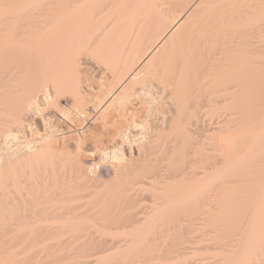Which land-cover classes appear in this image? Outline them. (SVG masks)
Returning <instances> with one entry per match:
<instances>
[{
  "label": "bare ground",
  "instance_id": "bare-ground-1",
  "mask_svg": "<svg viewBox=\"0 0 264 264\" xmlns=\"http://www.w3.org/2000/svg\"><path fill=\"white\" fill-rule=\"evenodd\" d=\"M11 1L0 0V82L15 21L29 10L45 19L25 34L41 100L30 83L0 101V264H191L197 255V264H264V0H48V19L34 13L45 0ZM85 50L116 74L93 95L82 90L92 89L81 80ZM135 98L144 118L127 109ZM206 104L223 120L202 121ZM48 105L80 125L74 137L25 122ZM158 111L163 137L157 129L149 143L172 138L165 155L145 145L136 157L82 154L96 136L88 122L111 126L121 152H139ZM199 229L211 236L192 237Z\"/></svg>",
  "mask_w": 264,
  "mask_h": 264
},
{
  "label": "rangeland",
  "instance_id": "rangeland-1",
  "mask_svg": "<svg viewBox=\"0 0 264 264\" xmlns=\"http://www.w3.org/2000/svg\"><path fill=\"white\" fill-rule=\"evenodd\" d=\"M6 1H8V0H6ZM48 0H45V1H43V3H42V7L40 8L39 6H38V9H36V11L34 10V13L36 12V13H40V14H38L40 17H42V15H46V18L48 19V16H47V14H46V12H44L45 11V9H46V7H47V3L49 2H47ZM10 2H12L11 0H10ZM35 7V6H34ZM35 8H37V6L35 7ZM38 10V11H37ZM29 11H31V10H29ZM29 11L27 12V15L26 16H24V17H21L20 19H18V21L16 22L15 21V23L17 24V32L16 31H14V34L16 35H14V37H15V40H17L16 41V43H14L16 46H14V44H13V47L11 46V49H13V54H14V56H13V59H14V61H12V63H10V65L9 66H7L6 68H4V70L6 71V72H4V75H2V78H1V82H0V101H3V100H1V97H2V94H4L3 95V97H5V96H7V93H8V95L10 94V92L12 91L13 92V94H10V95H13V96H16V95H20V93H21V91H23L22 92V94H25V92L26 91H28V90H30V92L32 91L31 89H33V88H36L35 90H36V94L32 91L31 93H33V95H34V97H35V95H36V99L37 100H41V95H40V88H37L36 86H38V87H40L39 86V81H40V77H41V72H38L37 70H33L34 68H33V66H32V63L34 62V60H33V58H32V55H30V52H31V50H30V48L29 47H31V41H30V39H28L27 37H26V35H28V33H30L29 31H31V29L33 30V28H31V26L32 25H36V23L38 22V20H40V19H42V18H39V16H37V14H34L35 16H36V18L35 17H33V18H35V20L37 19V17L39 18V19H37L36 20V22L35 21H33L34 19H32V18H30L29 16H30V14H31V12H30V14H29ZM41 11V12H40ZM29 15V16H28ZM9 17L11 18L12 17V15H9ZM16 17V16H15ZM29 17V18H28ZM31 19V20H30ZM45 19V17H43V19H42V21ZM41 21V22H42ZM41 22H39V23H41ZM44 22V21H43ZM31 23H32V25H31ZM11 24V23H10ZM34 25V26H35ZM2 26H4L3 24H2ZM33 26V27H34ZM18 27H20V28H18ZM31 28V29H30ZM25 32V33H24ZM32 32V31H31ZM20 33H21V35H20ZM22 33H24V37H22L23 36V34ZM27 33V34H26ZM26 34V35H25ZM21 36V37H20ZM23 38H25V40L23 39ZM22 39V40H21ZM29 40V41H28ZM25 41H28V45H27V42H25ZM29 43H30V46H29ZM20 46V47H19ZM29 46V47H28ZM22 47H23V49H22ZM27 50H26V49ZM24 51V52H23ZM29 52V53H28ZM31 57V58H30ZM25 58V59H24ZM31 59L33 60V61H31ZM78 60H79V64H80V66H82L81 68V74H82V76H81V80H82V83H83V86L84 85H86V82H85V80H89L90 79V87L92 88V89H87L86 88V86L85 87H83L82 88V90L83 91H87L86 93H91L92 95L93 94H95V93H97V91H98V89L99 90H106L105 88H107L108 87V84H106V83H109V82H111L112 84L115 82H113V80H115L114 79V77L116 76V74H114L115 76L113 77V74H112V72L111 71H108V69H106V66L102 63L103 61L101 60V59H99V58H95V56H91V54H89L88 53V51H81V53H79V55H78ZM100 60V61H99ZM28 63V64H27ZM34 64V63H33ZM28 66V67H27ZM30 66V67H29ZM27 69H26V68ZM29 68H32V69H30V71L28 70ZM3 70V71H4ZM28 70V71H27ZM7 71H8V73H7ZM32 71V72H31ZM12 74H11V73ZM111 72V73H110ZM16 75V76H15ZM21 76V77H20ZM24 76H25V78L27 79L28 78V83L29 84H27V85H25L26 87H23L22 89H20L19 91H18V88H19V86H20V81H19V79H23L24 78ZM28 76V77H27ZM39 76V77H38ZM8 77V78H7ZM16 77V78H15ZM38 77V78H37ZM111 77V78H110ZM10 78V79H9ZM37 78V79H36ZM9 79V80H8ZM14 79V80H13ZM17 79V80H16ZM39 79V80H38ZM110 79H113L112 81L110 80ZM36 80H37V82H36ZM33 81H35V83L37 84L36 86L35 85H33V84H35ZM5 82L8 84V83H11L12 82V84H13V86L12 85H6L7 87H5L4 86V84H5ZM17 82V83H16ZM100 82H102V83H100ZM148 83H147V87H148V89H149V91L155 96V95H157V85L154 83V82H152V81H150V79L147 81ZM33 85L32 87L33 88H31V89H27V86H28V88H30V86H31V84ZM40 83H41V81H40ZM103 83H105V85L107 86H105V85H101V84H103ZM2 84V85H1ZM17 85H18V87H17ZM92 85V86H91ZM11 86H12V88H11ZM16 86V87H15ZM35 86V87H34ZM139 86V85H138ZM101 87H103V88H101ZM3 88H5V89H3ZM20 88H21V86H20ZM27 90H26V89ZM3 89V90H2ZM8 89V90H7ZM26 90V91H25ZM37 90H39V94L37 93ZM89 90V91H88ZM16 91V92H15ZM25 91V92H24ZM7 92V93H6ZM11 92V93H12ZM18 92V93H17ZM20 92V93H19ZM16 93V94H15ZM6 94V95H5ZM15 94V95H14ZM32 95V96H33ZM40 95V96H39ZM160 95H161V93H160ZM139 101V102H138ZM1 103V102H0ZM67 103H69V98L68 97H61L59 100H58V104L59 105H62V106H64V104L66 105ZM204 105V104H203ZM208 104H206L205 106H203V107H201V112L199 111V107H198V112H200V113H202V114H200V113H198V115H200L199 116V118L201 117V119H202V121H222L223 120V113H224V111L223 110H213V109H210V108H208V106H207ZM128 107H127V109L129 110V111H131L132 113H135V114H137V115H139L140 116V118L142 117V118H144V116H143V113L145 112V110H142L143 108H144V106L140 103V100H138V98H135V99H133V100H131L130 101V103L127 105ZM192 106V105H191ZM193 106H195V104L193 105ZM192 106V107H193ZM45 108V109H44ZM88 108V110H87V116H93V115H95L96 113H94L93 111H92V109L88 106H86L85 107V110ZM213 110V111H212ZM140 111V112H139ZM210 111V112H209ZM58 111H56V108H53L52 106H45V107H43V111H42V114L40 113L39 114V116H38V114H35V112L33 111V113L31 112V111H29L28 113H26L25 115H23V117H24V119H25V122H30V123H33L32 125H34V129H36L35 131H37V132H39V134L41 133V135L42 134H44V129L46 128V127H44V123H43V120L45 121H49L50 122V130L51 129H55V132H57V134L59 133V132H63V133H65V135L66 136H68L69 134H70V132H72L70 135H72L73 137H74V131H75V129L78 127V128H80L79 126L80 125H78V126H74L73 124L71 125L70 123H67L66 122V120L65 119H63V117H61L58 113H57ZM88 112H90V113H88ZM161 111H158L157 112V115L156 114H153V116H151V121H157V125H155V124H153L152 125V129H153V132L151 131V132H149L148 134H146L144 137H142V142H140V143H138V146H136V148L138 149H133L134 151H139V152H130L129 153V151L128 150H124V152H121V150H120V144H118L119 143V139L117 138V137H115L114 136V129L113 128H110V127H103V126H100V124H98V123H96V124H93L92 125V123L91 122H88V123H86L87 124V129H93V131L95 132L94 133V135H96L94 138H90V139H92V140H90V139H86V140H84L85 142H83L82 143V147L80 146V148L82 149V154L83 153H85V154H87V155H90L92 152H96V155H98V154H103V153H105V151H106V149L108 150V149H110V150H108L109 152H111V153H114V154H116V156H117V159H120V158H122L123 156L122 155H124L125 157H136V156H141V154L143 155V153L145 154L146 153V149H143L145 146L147 147V146H151V148H155L156 147V151L155 152H152V154H151V156L152 157H155V156H160V155H165L166 154V152L163 150V147L165 146V148H167L170 144H171V142H170V144H169V141L172 139V138H167L166 136H165V139L163 140L164 142H162L161 143V141L160 140H158V145H157V143H156V146H154V145H152V144H154L156 141H157V137H158V135H156V131H157V129H158V132H159V135H161V137H163L162 136V134H160L161 132H160V127H162V120H161V117H160V115H159V113H160ZM142 116H141V115ZM37 115V116H36ZM41 115L43 116L42 118H44V119H42L41 118ZM97 115V114H96ZM95 115V116H96ZM185 116L187 117V115L185 114ZM89 117V118H90ZM92 118V117H91ZM95 118V117H94ZM188 118V117H187ZM187 118H184V120L185 121H187ZM30 119V120H29ZM210 119V120H209ZM80 120H82V119H80ZM92 121V120H90V119H88V117L85 119V120H83V121ZM140 120V119H139ZM83 121H81V123H84ZM94 121V120H93ZM137 121H138V119H137ZM84 125V124H83ZM57 126V127H56ZM68 126H69V128H68ZM56 127V128H55ZM97 127V128H96ZM44 128V129H43ZM96 128V129H95ZM99 129V130H98ZM47 130H49V128H47ZM70 130V131H69ZM14 133H15V131H13ZM37 132L34 134V135H36L37 134ZM61 132V133H62ZM33 135V136H34ZM69 135V137L71 138L72 136H70ZM20 136H24V135H20ZM33 136H32V138H33ZM39 136V135H38ZM66 136H64V137H66ZM30 136H28L27 138H29ZM40 137V136H39ZM38 137V138H39ZM59 137V138H58ZM115 139H117V140H115ZM35 138H37V137H35L34 136V138L33 139H35ZM58 138V139H57ZM57 138H55V139H57L56 140V143L58 144V142H60L59 144H58V146L59 145H61V143L62 142H64V143H67L66 144V146L68 147V149H69V152L71 153L70 155L71 156H73L74 157V159H77L78 158V156H80L81 154V152L79 153V152H77L75 149H76V145H75V143H73L72 141H68L67 139V137H66V141H61L62 139L60 138V136H57ZM96 140V142H94L95 140ZM70 140V139H69ZM94 140V141H93ZM154 140H156L155 142H154ZM169 140V141H168ZM100 142V146L98 145L99 144V142ZM149 142H154V143H149ZM63 143V144H64ZM94 143H96L95 144V146H94ZM161 143V144H160ZM62 144V145H63ZM146 144H148V145H146ZM162 144H164L163 145V147H162ZM81 145V144H80ZM84 145V146H83ZM143 145H145V146H143V148H142V146ZM94 146V147H93ZM141 146V147H140ZM153 146V147H152ZM159 146V149L160 150H162V151H159V149L157 148ZM75 147V148H74ZM101 147V149H99V148ZM141 149H140V148ZM95 148H96V150H95ZM162 148V149H161ZM169 148V147H168ZM143 149V150H142ZM91 150V151H90ZM95 150V151H94ZM132 150V151H133ZM144 151L143 153L142 152H140V151ZM152 151H154V149L152 150ZM157 151H159V152H157ZM164 151V152H163ZM7 152H8V156L10 157V159H12V158H14V156H13V153H12V151L11 150H9V149H7ZM24 152V153H23ZM90 153V154H89ZM140 153V154H139ZM155 153V154H154ZM206 153H210V152H206ZM26 154V150L25 151H19L18 152V154H17V156H20V157H23L24 155ZM84 154V155H85ZM93 155H94V153H92ZM90 155V156H93V155ZM139 154V155H138ZM205 154V153H204ZM107 162H109V160L108 159H105ZM165 164V162L164 163H161V164H159V168L160 169H162L163 168V165ZM4 173H6V171L4 172ZM148 185V184H147ZM146 185V186H147ZM145 187V186H144ZM148 188H149V186H148ZM146 191V190H145ZM145 191H143V193L144 194H141V196H140V198H142V200H143V202H144V204H142V205H144V206H146V204L147 205H149L150 204V199L151 198H149V197H151V195H150V193L149 192H145ZM146 193V194H145ZM144 198V199H143ZM146 198V199H145ZM147 199H148V201H147ZM141 203H142V201H141ZM149 203V204H148ZM204 231V229H199L196 233H194V234H192V237H204V236H206L208 233L206 232L205 233V231H204V233H203V231ZM98 234V233H97ZM97 234H95V235H97ZM188 235V234H187ZM1 236V235H0ZM208 236H211V235H209L208 234ZM205 238V237H204ZM212 243H213V241H211ZM210 241H209V243H211ZM194 244H192V246H193ZM212 253L213 252H211L210 254H208L210 257L211 256H214V254L212 255ZM200 257V255H197V256H195V257H192V259H189V262H191V264H197L198 262H197V260L196 259H198ZM215 258V257H214ZM213 258V259H214ZM213 259H211V260H213ZM214 261V260H213ZM182 263H184L183 261H177V262H175L174 264H182Z\"/></svg>",
  "mask_w": 264,
  "mask_h": 264
},
{
  "label": "clouds",
  "instance_id": "clouds-1",
  "mask_svg": "<svg viewBox=\"0 0 264 264\" xmlns=\"http://www.w3.org/2000/svg\"><path fill=\"white\" fill-rule=\"evenodd\" d=\"M36 107L39 108V102H37Z\"/></svg>",
  "mask_w": 264,
  "mask_h": 264
}]
</instances>
